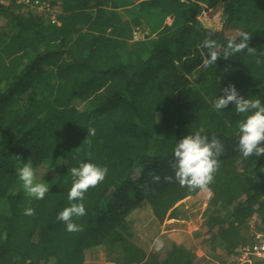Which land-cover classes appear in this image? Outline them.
I'll list each match as a JSON object with an SVG mask.
<instances>
[{
    "label": "trees",
    "instance_id": "1",
    "mask_svg": "<svg viewBox=\"0 0 264 264\" xmlns=\"http://www.w3.org/2000/svg\"><path fill=\"white\" fill-rule=\"evenodd\" d=\"M27 1L0 7V264H94L100 253L105 264H195L194 240L236 264L264 232V155L239 153L246 114L214 103L233 84L264 104V0H41L49 13ZM240 31L255 53L200 66L210 33L222 55ZM196 132L224 145L211 195L164 180L177 142ZM28 162L49 186L42 200L18 178ZM80 163L108 172L85 193L86 215L72 218L82 230L70 233L57 215ZM189 203L202 204L193 236H166L155 253L137 243L141 214L163 225Z\"/></svg>",
    "mask_w": 264,
    "mask_h": 264
},
{
    "label": "clouds",
    "instance_id": "2",
    "mask_svg": "<svg viewBox=\"0 0 264 264\" xmlns=\"http://www.w3.org/2000/svg\"><path fill=\"white\" fill-rule=\"evenodd\" d=\"M211 35L210 33L201 45L202 48L207 49V54L201 57V67L216 64L221 57L227 60L245 49L249 54L256 52L254 48L249 47L251 35L247 32L240 31L238 33L239 42H236L235 39H230L223 49L222 55L217 50V42L211 39ZM257 63H260V61L257 60ZM223 93V96L215 101V109H225L229 104H232L235 106L237 113L246 114V118L238 124L239 153L244 158L264 155V146H262L264 145V104L259 98H244L233 84L225 87ZM87 132L88 136H94L95 128L89 126ZM223 151L224 145L215 136L209 138L206 135H201L200 132L188 134L177 142L173 159L169 161L174 175L165 176L164 180L169 183L178 182L181 187H187L191 191L200 189L211 195L209 185L213 182L214 174L220 167L219 157ZM16 158L20 160V157L17 156ZM135 171L139 174L142 168L137 167ZM107 172L108 169L106 167H100L93 163H80L79 167L70 169L72 177V186L68 192L70 206L64 208L57 215V220L65 223L68 232L82 230V227L74 223L72 218L86 215V209L83 204L85 193L89 188H94L102 183ZM17 175L29 197L42 200L46 193L49 192L47 183L36 181L35 171L30 162L25 163L18 170ZM152 179L154 182H159L161 178L159 175L154 174ZM34 214L35 210L30 207L24 211V215L27 216ZM154 244L157 251L164 247L163 241L159 238L154 241Z\"/></svg>",
    "mask_w": 264,
    "mask_h": 264
},
{
    "label": "rangeland",
    "instance_id": "3",
    "mask_svg": "<svg viewBox=\"0 0 264 264\" xmlns=\"http://www.w3.org/2000/svg\"><path fill=\"white\" fill-rule=\"evenodd\" d=\"M148 32L145 30H137L136 31V40H140L143 35ZM134 40V41H136ZM202 209L201 203H189L183 204L180 207L181 215L179 220L169 221L163 225H159L150 214L144 213L136 219L134 224V229L136 231V241L137 243L147 251V253H155L163 250L161 248L159 251L156 250V245L154 241L159 238L165 244L166 240L164 237H168L170 235H182L187 234L193 236L196 231L201 227V222L199 220V214ZM254 228V225H252ZM192 250L198 255H201L205 260V264H213L211 260L214 262H218L212 259L208 253V251L199 244L197 240L193 242ZM106 257L104 253H100L96 258L94 264H105Z\"/></svg>",
    "mask_w": 264,
    "mask_h": 264
},
{
    "label": "built area",
    "instance_id": "4",
    "mask_svg": "<svg viewBox=\"0 0 264 264\" xmlns=\"http://www.w3.org/2000/svg\"><path fill=\"white\" fill-rule=\"evenodd\" d=\"M27 0H0V7H8L10 5L27 4ZM31 10L38 13H49L50 6L41 1L35 0L30 4ZM136 40V33L133 41ZM254 243L243 248L240 251L236 264H264V232H254Z\"/></svg>",
    "mask_w": 264,
    "mask_h": 264
},
{
    "label": "crops",
    "instance_id": "5",
    "mask_svg": "<svg viewBox=\"0 0 264 264\" xmlns=\"http://www.w3.org/2000/svg\"><path fill=\"white\" fill-rule=\"evenodd\" d=\"M171 221H175L176 220H171ZM192 255H193V261L195 264H205V260L203 259V257L201 255H198V253H195L194 250H192ZM213 262V264H219L218 262H214L213 260H211Z\"/></svg>",
    "mask_w": 264,
    "mask_h": 264
}]
</instances>
